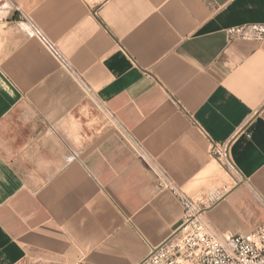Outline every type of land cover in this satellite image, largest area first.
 Wrapping results in <instances>:
<instances>
[{
	"label": "crops",
	"instance_id": "crops-1",
	"mask_svg": "<svg viewBox=\"0 0 264 264\" xmlns=\"http://www.w3.org/2000/svg\"><path fill=\"white\" fill-rule=\"evenodd\" d=\"M251 27L264 0H0V264H141L183 224L157 172L218 236L261 225ZM229 140L227 189L211 150Z\"/></svg>",
	"mask_w": 264,
	"mask_h": 264
},
{
	"label": "built area",
	"instance_id": "built-area-1",
	"mask_svg": "<svg viewBox=\"0 0 264 264\" xmlns=\"http://www.w3.org/2000/svg\"><path fill=\"white\" fill-rule=\"evenodd\" d=\"M249 29H252L250 37L254 39H261L264 35L262 27L235 32L246 36ZM211 152L228 174L233 175L236 181L241 179L231 157V140L214 142ZM157 175L158 189L170 190L181 201L183 224L161 245L152 247L150 255L141 264H264V222L247 236L222 238L203 217L201 199L178 188L163 172H157ZM221 195L222 191L215 190L207 201L213 204Z\"/></svg>",
	"mask_w": 264,
	"mask_h": 264
},
{
	"label": "rangeland",
	"instance_id": "rangeland-1",
	"mask_svg": "<svg viewBox=\"0 0 264 264\" xmlns=\"http://www.w3.org/2000/svg\"><path fill=\"white\" fill-rule=\"evenodd\" d=\"M223 180H225L227 185H228L227 189L232 188L234 186V184L237 182L235 179L230 178L228 175H225L223 177Z\"/></svg>",
	"mask_w": 264,
	"mask_h": 264
}]
</instances>
